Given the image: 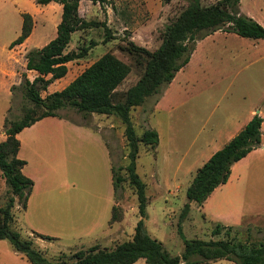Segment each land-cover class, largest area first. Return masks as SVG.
I'll return each instance as SVG.
<instances>
[{"label": "rangeland", "instance_id": "obj_1", "mask_svg": "<svg viewBox=\"0 0 264 264\" xmlns=\"http://www.w3.org/2000/svg\"><path fill=\"white\" fill-rule=\"evenodd\" d=\"M189 1L108 0L100 6L81 0L79 16L94 26L73 33L65 52L88 51L83 58L68 63L66 75L41 96L62 90L107 53L132 68L117 89L125 92L140 72L135 58L126 51L128 42L156 50L166 27ZM217 1L200 0V4L208 7ZM22 2L19 7L34 17L28 46L42 48L56 37L61 6L53 3L32 8V2ZM237 8L264 28V0H240ZM7 10L9 31L2 30L7 13L0 11V33L5 31V36L20 21L13 15V7ZM24 75L29 81L37 76ZM23 80L20 77L8 102V98L0 101V142L5 138V120L21 118L25 105H30L20 87ZM251 112L264 120V40L241 38L222 30L197 40L188 63L174 80L131 111L137 136L145 130L158 134L154 151L139 144L136 174L146 185L145 231L172 256L183 252L184 240L224 239L210 235L217 224L237 229L242 240L264 242V139L232 166L226 184L216 188L202 206L191 204L187 218L179 224L187 203L185 192L197 169L243 127ZM17 139V158L25 161L22 172L32 182L25 208L16 200L11 211V229L22 239L30 240L33 248L51 262L72 261L76 252L92 247L111 250L132 239L141 217L135 190L126 180L128 148L119 118L85 117L65 108L57 116L22 130ZM112 169H121L118 174L125 178L116 192ZM7 191L0 172V206L7 203ZM113 207L118 221L111 223ZM0 264L28 263L8 240H2ZM134 264L145 262L140 259ZM208 264L235 263L222 260Z\"/></svg>", "mask_w": 264, "mask_h": 264}, {"label": "trees", "instance_id": "obj_2", "mask_svg": "<svg viewBox=\"0 0 264 264\" xmlns=\"http://www.w3.org/2000/svg\"><path fill=\"white\" fill-rule=\"evenodd\" d=\"M86 1L103 6L108 0ZM162 1L168 4L173 0ZM239 1L218 0L211 6L203 7L200 0H190L188 6L166 27L161 44L156 50L151 52L128 42L126 51L135 58L140 72L138 80L125 92H118L117 89L129 76L132 68L107 53L62 90L42 97L41 92H45L55 80H60L66 75L67 64L83 58L88 51L84 48L78 53L65 52L71 35L93 27L94 23L80 18L78 9L81 0H34L38 7L52 3L60 5L61 20L56 28V37L52 41L25 55L26 70L37 74L33 81H29L22 74L24 80L20 87L30 105H25L21 118L6 119L4 122L5 139L0 142V172L8 188V198L7 203L0 206V241L8 240L12 249L21 254L28 264H134L140 259L144 260L145 264H208L222 260L235 264H264V242L242 240L241 233L232 227L217 224L211 230V237L225 236L224 239L184 240L183 252L175 256L169 254L160 242L146 233V185L136 174V159L140 143L154 151L159 139L154 130H145L140 137L137 136L130 121L131 111L142 106L147 98L157 96L160 88L170 84L176 73L188 63L197 40L217 30L232 32L241 38L264 40V28L240 14L237 8ZM32 28L31 16L22 14L21 33L11 43V47L22 44L31 34ZM15 89L16 86H12L10 91L14 92ZM65 108L74 109L85 117L97 114L120 119L128 148V164L124 168L126 180L135 190L141 219L136 224L130 241L111 250L92 247L86 251H78L72 256V261L51 262L33 248L30 240L22 239L11 229V211L14 204L16 200L22 201V207L25 208L32 186L31 180L22 173L25 161L17 158L20 145L17 135L45 118L57 116V113ZM261 123L262 119L257 114L254 115L235 137L196 171L185 192L187 203L179 215V224L187 218L191 204L202 206L216 188L226 184L232 166L260 146L263 134ZM118 171L112 169V185L115 192L125 181ZM114 210L113 207L111 223L118 221Z\"/></svg>", "mask_w": 264, "mask_h": 264}, {"label": "crops", "instance_id": "obj_3", "mask_svg": "<svg viewBox=\"0 0 264 264\" xmlns=\"http://www.w3.org/2000/svg\"><path fill=\"white\" fill-rule=\"evenodd\" d=\"M22 1L23 0H0V11L7 13L6 14L7 17H6L5 27L2 28V30L7 28V31H9L8 30V26H9L8 24H11L10 21L7 22L8 17H9V10H7V9H9V6L13 7V10H12L13 15H17L19 20H20L18 25H16V28L12 29L14 31L11 30L10 33L7 32V34H9V36L8 35L5 36V34H6L5 31H4L5 34L0 33V41H1V43H0V101L4 100L6 98H8L7 102L9 101V99L12 97V93L10 91V88L12 86H15L16 84H18L20 82V77H22V74H26L28 76H29V74H36V72H34V71H27L26 70V59H25V55L29 51H31L33 49H40V48H35V47L30 48L28 46L30 39H31V36H32L33 28H32V31H31V34L29 35V37L27 39H25V41L22 44L14 45L11 47V43L14 42L20 36L21 27H22V14L27 13V12L23 11V9L21 7H19V5L21 6L23 4ZM27 2H32V1L27 0ZM34 5H35V2H32L31 3L32 8L34 7ZM27 14H29V13H27ZM13 15L11 14V16H13ZM29 15L31 16V14H29ZM31 17H32V19H34L33 15ZM156 108H157L156 106L153 107V109H156ZM253 114H254L253 112H251L249 114V117L247 118V121H246V123H244L243 127H241V129H239V131H237L234 135H232V137L227 142H229L233 137H235L247 125V123L254 116ZM259 117L262 119V123H261V132L263 133L261 136V142H262V139H264V131L262 128L264 126V120H263L262 116H259ZM158 142H159V140H158ZM225 144L226 143H224V145ZM224 145H222V147ZM222 147H220L219 149H215V151H213L208 157H206L207 159L205 162H207L208 159L215 152L220 150ZM17 156H18V154H17Z\"/></svg>", "mask_w": 264, "mask_h": 264}]
</instances>
